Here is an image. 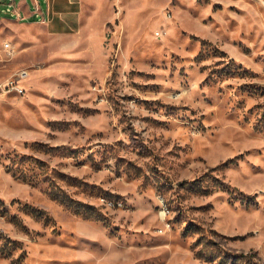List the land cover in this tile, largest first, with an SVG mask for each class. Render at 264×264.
Instances as JSON below:
<instances>
[{
  "label": "rangeland",
  "instance_id": "374dc122",
  "mask_svg": "<svg viewBox=\"0 0 264 264\" xmlns=\"http://www.w3.org/2000/svg\"><path fill=\"white\" fill-rule=\"evenodd\" d=\"M7 1L0 264H264L261 1Z\"/></svg>",
  "mask_w": 264,
  "mask_h": 264
},
{
  "label": "crops",
  "instance_id": "0c3cea01",
  "mask_svg": "<svg viewBox=\"0 0 264 264\" xmlns=\"http://www.w3.org/2000/svg\"><path fill=\"white\" fill-rule=\"evenodd\" d=\"M72 3V0H8L3 3L2 11L8 4H12L14 14L8 12L11 16L29 24L45 23L57 33L68 28L65 15L68 11L65 8L72 7Z\"/></svg>",
  "mask_w": 264,
  "mask_h": 264
},
{
  "label": "built area",
  "instance_id": "2783aa9c",
  "mask_svg": "<svg viewBox=\"0 0 264 264\" xmlns=\"http://www.w3.org/2000/svg\"><path fill=\"white\" fill-rule=\"evenodd\" d=\"M261 3L263 4L264 6V0H260ZM5 12H11L12 14H14V8H13V5L12 4H8L4 9H3ZM5 47L7 49H10L12 47L11 45V42L10 41H6L5 42ZM28 76V70L25 69V68H22L19 70L18 72V78L19 80H22V79H25L26 77ZM7 86L11 89H15L19 94H22L24 93V89L25 87L21 85V83H18L16 81H12L10 83L7 84Z\"/></svg>",
  "mask_w": 264,
  "mask_h": 264
}]
</instances>
